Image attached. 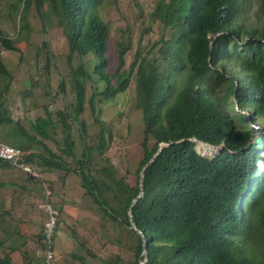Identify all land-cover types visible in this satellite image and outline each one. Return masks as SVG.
<instances>
[{
    "label": "trees",
    "instance_id": "16d2710c",
    "mask_svg": "<svg viewBox=\"0 0 264 264\" xmlns=\"http://www.w3.org/2000/svg\"><path fill=\"white\" fill-rule=\"evenodd\" d=\"M252 1L258 4L255 12H249ZM104 3L13 0L5 11L0 1V49L20 55L19 66L28 61L33 88L41 84L40 78L49 84L57 76V56L48 41L34 43L33 37L37 23L43 35L57 29L67 39L65 59L75 91L70 110L53 112L49 104L44 115L30 123L32 133L19 124L12 127L15 121L1 116L0 144L20 149L24 161L40 174L63 173V185L76 176L99 213L116 225L117 244L126 245L132 236L129 245L136 257L131 264L144 262V242L146 264H264V130L248 148L256 136L250 119L264 124V0H158L148 28L159 22L171 34L167 42L161 40L160 57L145 56L156 44L145 53L146 48L139 46L129 66L131 41L117 42L116 55L110 54L111 29L100 13ZM20 8L16 36H11L4 31L3 18L14 21L11 15ZM250 15L256 22H245ZM21 41L34 48V55H23L16 45ZM65 78L60 80L62 87ZM15 79L0 52V100ZM133 80L135 109L142 116L143 158L129 161L121 174L106 160L114 131L100 107L129 92ZM87 105L92 122L85 120ZM238 108L242 112L235 114ZM76 130L83 145L80 155ZM201 141L224 146L208 157L197 150ZM164 145L141 186L144 168ZM32 147L35 150L27 155ZM12 167L0 159V168ZM28 175L27 182L40 183ZM44 183L49 184V203L58 215L49 244L46 229L39 243L55 253L63 208L52 203L55 181L44 180L41 186ZM4 185L0 183V188ZM21 188L27 190V184ZM73 257L85 264V258ZM124 262L118 255L105 260ZM0 264H14L11 253L0 254Z\"/></svg>",
    "mask_w": 264,
    "mask_h": 264
},
{
    "label": "rangeland",
    "instance_id": "374dc122",
    "mask_svg": "<svg viewBox=\"0 0 264 264\" xmlns=\"http://www.w3.org/2000/svg\"><path fill=\"white\" fill-rule=\"evenodd\" d=\"M0 1L5 11L8 9V4L13 2V0ZM157 2L158 0H105V3L100 7L101 16L104 17L111 29L110 54L116 55L114 50H116L117 42H132V48L126 57L127 66L133 60L135 48L139 46L146 48L145 53L152 43L157 46L159 42L158 46H155V51L145 56L147 58L161 56L159 50L163 41L167 42L171 30L163 31V26L159 22L153 23L151 30L148 28L149 17L155 10ZM250 8L249 12L257 10L256 1H252ZM21 11L22 8L18 12H13L11 16L14 21H9V16L3 18L4 31L11 36H16L14 27L15 23L19 24ZM35 14L33 12L32 16ZM253 21L256 22L253 15L245 17V22L252 23ZM32 24L36 25L34 22ZM36 29L38 31L33 37V42L39 43L43 38L49 42L51 50L57 56V76L49 84L46 83L47 80L40 78L39 83L42 81L41 84L37 88H33L28 61L27 64L19 66L17 62L20 55L0 49L1 54H4L8 69L16 74L11 88L0 100V117L11 118L15 121L12 127L19 128L20 125L29 133H32L30 123L40 115H44V110L50 106L49 104L52 106V111L56 112L64 108L70 110L72 104L75 103L72 73L65 59L68 52L67 39L57 29L51 28L44 35L39 33L40 23H37ZM16 45L25 56L26 54L32 56L35 53L34 48L28 47L24 41ZM42 65L44 66V62ZM45 72H47L46 69ZM63 76L66 78L62 87L60 80ZM134 87L135 80L132 81L129 92L114 101L104 102L100 107L103 109V119L114 131V143L106 155V160L113 163L121 174H125L129 161L138 163L143 158L140 146L142 116L135 109ZM31 94H33L32 97ZM88 95L91 96L90 89ZM238 112H242V110L238 108L235 114ZM91 115L92 112L88 110L87 105L86 122H92ZM258 122L262 123L261 120L250 119L251 127L253 124H258L260 129L256 128V130L262 131L264 124ZM1 132L0 129V135ZM74 138L77 142L78 155H80L83 145L79 131L74 132ZM250 141L253 145L255 144L254 140ZM223 146L214 147L199 143L197 150L204 156L214 157ZM51 147L55 148V144L52 143ZM33 150L35 147L25 152L28 155ZM33 167L35 168V166ZM33 172L34 176L37 175L40 183L27 182L29 173L17 167L0 168V183H5L0 188V254L11 253L14 264H45L44 253H48L49 248L45 250L41 247L39 236L42 234V230L46 229L45 234L49 244L56 227L55 215H58V212L49 203V197L52 195L49 184L44 183L41 186V182L52 179L55 181L54 187L57 192V195L52 198V203L63 208L62 221L55 240V253H53L58 264H82L73 256L85 258V264H105V260L114 259L116 255L121 256L125 260V264L135 261V252L130 249L129 245L133 241L132 236L128 237L126 245L117 244L116 225L99 213L98 208L82 188L81 181L76 176L68 177L66 184L63 185V173L40 174L38 168ZM24 184H27V190L21 188ZM64 187L65 189H63ZM12 245L16 248L14 251ZM93 254L97 258L99 257L97 261L90 257Z\"/></svg>",
    "mask_w": 264,
    "mask_h": 264
},
{
    "label": "built area",
    "instance_id": "2783aa9c",
    "mask_svg": "<svg viewBox=\"0 0 264 264\" xmlns=\"http://www.w3.org/2000/svg\"><path fill=\"white\" fill-rule=\"evenodd\" d=\"M0 159L6 162H9L14 167H17L19 169L24 170L25 172H28L34 175L33 174L34 170L30 166V164L24 161L21 150L16 147L5 145V144H0ZM53 259H54L53 253L51 251H48L45 264H55Z\"/></svg>",
    "mask_w": 264,
    "mask_h": 264
},
{
    "label": "water",
    "instance_id": "95a60500",
    "mask_svg": "<svg viewBox=\"0 0 264 264\" xmlns=\"http://www.w3.org/2000/svg\"><path fill=\"white\" fill-rule=\"evenodd\" d=\"M195 141H197V140H195ZM201 142H202V141H201ZM202 144H203V145H204V144L206 145V143H204V142H202ZM208 146H210V145H208ZM164 147H166V146L164 145V146L160 149V151L158 152V154L152 159V161H151L149 164H147V166L144 168V170H143V172H142V174H141V186H143V183H144V176H145L146 169L148 168V166H149L150 164H152V162H153L154 160H156V158H157L158 155L161 153V151L163 150ZM132 225H133V228L137 230V226H136V223H135L134 219L132 220ZM139 232L143 235V233H142L141 231H139ZM143 237H144V235H143ZM144 249H145V251H144V254H145V260H144V262H142L141 264H146L147 261H148V251H147V243H146V242H144Z\"/></svg>",
    "mask_w": 264,
    "mask_h": 264
},
{
    "label": "clouds",
    "instance_id": "9594fccd",
    "mask_svg": "<svg viewBox=\"0 0 264 264\" xmlns=\"http://www.w3.org/2000/svg\"><path fill=\"white\" fill-rule=\"evenodd\" d=\"M259 125L258 124H253L252 125V128H255V134H256V136L255 137H253V138H251L250 140H254V141H256V139L260 136V134H262V132H263V130H264V128H263V130L262 131H257L258 129H260V127H258ZM256 128H257V130H256ZM259 135V136H258ZM196 140V139H195ZM198 141V140H197ZM206 145H209V144H206ZM255 145V144H254ZM253 144H252V142L250 141V144H249V147L248 148H251V147H253L254 146ZM211 146V145H210ZM215 147V146H214ZM258 177L257 176H255V179H257Z\"/></svg>",
    "mask_w": 264,
    "mask_h": 264
}]
</instances>
